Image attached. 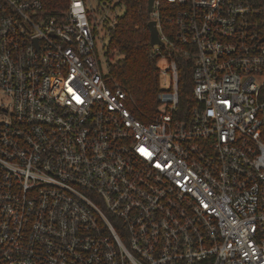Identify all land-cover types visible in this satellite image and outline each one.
Returning a JSON list of instances; mask_svg holds the SVG:
<instances>
[{"label": "built area", "instance_id": "obj_1", "mask_svg": "<svg viewBox=\"0 0 264 264\" xmlns=\"http://www.w3.org/2000/svg\"><path fill=\"white\" fill-rule=\"evenodd\" d=\"M110 6L0 0V264H264V0H154L147 122L106 82Z\"/></svg>", "mask_w": 264, "mask_h": 264}, {"label": "trees", "instance_id": "obj_2", "mask_svg": "<svg viewBox=\"0 0 264 264\" xmlns=\"http://www.w3.org/2000/svg\"><path fill=\"white\" fill-rule=\"evenodd\" d=\"M44 13L56 17L64 13L70 0H42ZM106 1V0H105ZM113 9L124 8L115 27L110 29L105 55L108 58L105 74L107 84L122 86L128 92L127 104L141 121L151 119L158 107L160 74L157 60L152 57L150 14L148 0H107ZM94 18L93 13L90 15ZM119 56L118 58L116 56ZM193 77L190 62L180 61L181 105L194 103Z\"/></svg>", "mask_w": 264, "mask_h": 264}, {"label": "rangeland", "instance_id": "obj_3", "mask_svg": "<svg viewBox=\"0 0 264 264\" xmlns=\"http://www.w3.org/2000/svg\"><path fill=\"white\" fill-rule=\"evenodd\" d=\"M107 3H109L106 0ZM114 2H117V0H114ZM86 3L90 9L95 10L98 6L99 0H86ZM111 7V6H110ZM114 11L115 9L111 8V11ZM118 11V15H122L124 13V8H118L116 9ZM115 12H111L110 15H114ZM106 30L102 27L99 28L98 32H96L95 40L97 45V50L100 56V61L102 63L103 69L107 71V64H108V58L105 55V49L109 42V37L105 34ZM119 57L118 55L116 56Z\"/></svg>", "mask_w": 264, "mask_h": 264}, {"label": "water", "instance_id": "obj_4", "mask_svg": "<svg viewBox=\"0 0 264 264\" xmlns=\"http://www.w3.org/2000/svg\"><path fill=\"white\" fill-rule=\"evenodd\" d=\"M154 0H148V12L153 10ZM148 27L151 33L150 45L154 46L156 44H163L162 40L159 37L158 29L156 27V21H149Z\"/></svg>", "mask_w": 264, "mask_h": 264}]
</instances>
